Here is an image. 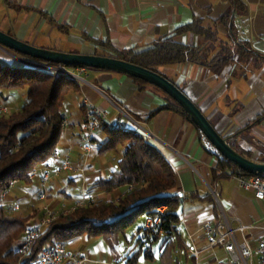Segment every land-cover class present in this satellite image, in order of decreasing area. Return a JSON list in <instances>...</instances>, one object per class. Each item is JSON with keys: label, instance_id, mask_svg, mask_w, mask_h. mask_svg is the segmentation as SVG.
Returning a JSON list of instances; mask_svg holds the SVG:
<instances>
[{"label": "crops", "instance_id": "0c3cea01", "mask_svg": "<svg viewBox=\"0 0 264 264\" xmlns=\"http://www.w3.org/2000/svg\"><path fill=\"white\" fill-rule=\"evenodd\" d=\"M0 0V29L18 39L41 48L69 53L110 54L111 49L141 52L161 37L173 36L176 30L195 21L217 32L219 41L242 43L264 56V0ZM229 16V20L223 18ZM176 40L192 46L207 47L205 36L187 32ZM108 43L109 47L104 44ZM219 51L212 46L211 55ZM1 62L16 66L15 59L3 54ZM235 61L222 72L195 63L158 66L159 72L183 89L186 95L207 116L210 123L245 157L264 163V59ZM86 80L67 95L61 112L66 126L58 147L69 152L74 167L54 176L42 197L40 175L31 183L17 182L3 197L2 204L11 214L33 216L28 225L42 217L49 205L56 212L73 207L84 196L117 203L128 187L105 193L95 187L99 179H108L118 168L128 141L115 149L100 152L109 133L99 128L92 138V150H83L86 142L81 125L85 121L83 101L88 99L106 113L112 122L123 119L121 110L140 122L131 125L150 137L146 140L157 147L173 166L181 196L179 221L171 232H161L151 244L152 258L141 255L138 264H245L234 261L221 245L208 248L202 226L211 222L225 232L229 226H245L239 240H247L255 251L247 264H261L256 249L264 237V204L252 192L239 186L237 174L225 169L221 175L220 159L196 125L182 114L160 107L175 102L161 88L141 82L119 71L89 68ZM17 108L19 105L16 106ZM259 117L260 121L255 122ZM221 155V156H220ZM51 169L59 161L50 159ZM44 165V164H42ZM40 165V166H42ZM17 210H13L15 207ZM142 227L128 233L116 247L101 237L79 236L66 243L69 250L86 258L85 264H125L141 246H149ZM201 253L196 258L191 250Z\"/></svg>", "mask_w": 264, "mask_h": 264}, {"label": "trees", "instance_id": "16d2710c", "mask_svg": "<svg viewBox=\"0 0 264 264\" xmlns=\"http://www.w3.org/2000/svg\"><path fill=\"white\" fill-rule=\"evenodd\" d=\"M233 2L242 9L238 0ZM228 20L229 16L223 18L226 23ZM187 32L205 36L208 46H192L176 40V36ZM215 43L220 44L221 48L215 56H211L212 45ZM104 45L109 47L108 43ZM111 51L110 54L100 55L122 59L158 73V66L182 63H195L209 68L213 73H220L238 60L246 62L253 59L259 65L264 59L262 54L242 43L219 41L217 32L204 27L200 20L179 27L173 36L159 38L152 47L144 51H121L113 48ZM36 61L49 66L59 65ZM136 79L146 82L140 78ZM24 88H27L26 100L18 111L9 116H0V264H20L19 248L22 245L23 233L33 218L11 214L10 209L2 204L3 197L17 182L31 183L30 173L50 160L65 128L66 118L61 109L70 91L77 90L79 86L72 78H55L54 74L46 69L11 66L0 60V104L7 105L3 99V90ZM83 108L87 115L86 108ZM163 109L182 114L199 129L190 114L177 102H169L155 112ZM104 128L108 130L109 139L100 152L115 149L125 141H128V146L112 176L99 179L95 187L105 193H112L122 187L132 189L117 203L97 200L61 214L34 242L31 255L22 264H30L47 247L58 242L66 244L82 235L101 237L114 248L120 244L127 229L141 216H152L158 208L165 206L162 222L155 229L144 228V235L149 242L147 249L143 251L141 246L125 262L138 264L143 252L149 258L153 257L151 244L159 239L161 232H171L179 221L181 196L175 193L178 189L177 176L164 154L136 134L111 130L106 126ZM220 167L221 175H227V168H231V173L238 176L249 174L224 157L220 159Z\"/></svg>", "mask_w": 264, "mask_h": 264}, {"label": "built area", "instance_id": "2783aa9c", "mask_svg": "<svg viewBox=\"0 0 264 264\" xmlns=\"http://www.w3.org/2000/svg\"><path fill=\"white\" fill-rule=\"evenodd\" d=\"M0 49L2 47L0 46ZM36 68L46 69L51 71L55 78H60L66 76L72 78L76 82L80 83L85 81V75L88 73L89 68L85 66L79 67H67L64 65L58 66H34ZM83 106L86 108V118L81 125V130L85 134L86 142L83 144V150L88 154L92 150V138L99 128L104 126L111 130L131 132L146 139L150 137L149 134L139 130L132 129L131 125L136 127H141L140 122L131 117L125 111L121 110L123 114V119L112 122L108 119L105 112L100 108L95 106L88 99L83 101ZM19 108L14 109L5 104H0V116H9L12 113L18 111ZM66 126V122H65ZM206 138V137H205ZM207 140V138H206ZM208 145L213 152L219 154L215 147L207 140ZM52 160L59 161L60 166L58 169H51L47 164L44 163L42 166H38L30 173V179L33 180L37 175H40L41 179V189L42 197H45V190H47L54 176L59 175L62 171H72L74 170L71 156L69 152H63L62 148L56 147L51 156ZM222 173V171L220 172ZM239 186L249 192H252L255 198L264 204V175H253L246 174L238 176ZM132 187L129 188L131 190ZM93 203L92 198L84 196L77 200L76 205L72 208L64 210V212H56L49 205L44 206L43 215L33 225H28L23 233L22 245L19 248L20 254V264H22L32 253L34 242L38 237L61 215L67 212H71L80 206H85ZM19 207H15L13 210H17ZM166 207L162 206L157 209L156 213L152 216H148L144 228L145 229H155L161 222L163 218V213ZM203 233L208 242V248H213L215 246H223L227 252L231 255L234 261L242 262L247 264L248 260L253 257L255 251L249 245L247 240H239L238 235L243 234L245 231V226L238 224L237 226H229L228 229L223 232L218 226L211 222H207L202 226ZM256 252L259 255L261 264H264V237L260 239ZM191 253L198 258L201 251L194 247ZM86 258L80 256L79 254L68 249L67 245L62 242H58L53 246L47 247L43 250L38 258L31 261L30 264H85Z\"/></svg>", "mask_w": 264, "mask_h": 264}, {"label": "water", "instance_id": "95a60500", "mask_svg": "<svg viewBox=\"0 0 264 264\" xmlns=\"http://www.w3.org/2000/svg\"><path fill=\"white\" fill-rule=\"evenodd\" d=\"M0 46L15 51L32 59L51 62L67 67L85 66L88 68L107 69L127 73L133 77L149 82L166 92L181 105L198 125L201 132L215 149L227 160L236 164L243 171L253 175H264V163L255 162L240 154L210 123L203 111L184 91L162 74L142 66L115 57L69 53L41 48L24 42L0 29Z\"/></svg>", "mask_w": 264, "mask_h": 264}, {"label": "rangeland", "instance_id": "374dc122", "mask_svg": "<svg viewBox=\"0 0 264 264\" xmlns=\"http://www.w3.org/2000/svg\"><path fill=\"white\" fill-rule=\"evenodd\" d=\"M214 45H218L219 50L221 48L220 44L215 43ZM213 46V45H212ZM2 52L3 54L15 59V57H22V58H26V60L30 61V62H35L36 60L31 59V58H27L24 57L22 55H19L18 53H16L13 50H10L8 48L2 47ZM219 52V51H218ZM212 56V55H211ZM0 58L3 59V57L1 56L0 53ZM37 62V61H36ZM16 66H33L31 63H23V62H19V61H15ZM5 97L3 99H5L6 104L11 107V108H15L17 105H19V107L25 102L26 100V93H27V88L24 89H17V90H3ZM18 107V108H19ZM98 199H96L95 201H97ZM75 201L72 206L76 205ZM71 208V206H70ZM143 224V219L139 218L131 227H129V231L128 233H136V230L141 228Z\"/></svg>", "mask_w": 264, "mask_h": 264}]
</instances>
